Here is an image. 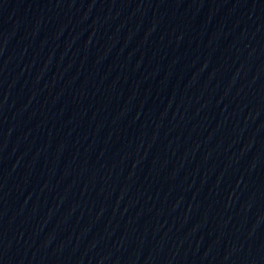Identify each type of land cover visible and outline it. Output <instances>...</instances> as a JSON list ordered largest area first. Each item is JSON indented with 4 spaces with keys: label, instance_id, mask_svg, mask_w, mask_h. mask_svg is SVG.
Masks as SVG:
<instances>
[{
    "label": "water",
    "instance_id": "1",
    "mask_svg": "<svg viewBox=\"0 0 264 264\" xmlns=\"http://www.w3.org/2000/svg\"><path fill=\"white\" fill-rule=\"evenodd\" d=\"M0 264H264V0H148L1 79Z\"/></svg>",
    "mask_w": 264,
    "mask_h": 264
}]
</instances>
